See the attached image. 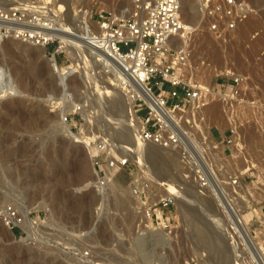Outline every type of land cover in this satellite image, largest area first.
Listing matches in <instances>:
<instances>
[{
  "label": "rangeland",
  "instance_id": "rangeland-1",
  "mask_svg": "<svg viewBox=\"0 0 264 264\" xmlns=\"http://www.w3.org/2000/svg\"><path fill=\"white\" fill-rule=\"evenodd\" d=\"M190 1L184 6V20L186 19L188 26H197L199 30L188 32L186 35L189 43L185 44H189L192 53L184 71L185 78L204 84H215L217 78L227 69L247 78L246 86L234 99H216V102H221L219 121L215 120L207 108V111L201 112L202 117L198 119L195 127V132L199 134L197 141H201L199 144L202 147L207 146L213 152L215 159L211 161L220 173L236 175L239 178L236 188L229 191H236L235 204L240 206L239 209L243 208V213L249 216L250 231L257 242L262 243L264 73L259 74L261 71L257 68L264 62V0H246L255 10L253 15L249 16L251 18L248 19L250 24L246 27H249L247 32H241L243 23H240L235 32L225 38L208 33L204 21L200 19L197 5L194 0ZM104 2L105 5L101 8L112 10L117 3H126L125 0ZM203 35L221 51L220 61L211 60L206 50H202L204 53L200 51L198 57L195 46ZM4 41L14 45L13 59L6 62L9 73L16 77L17 89L22 82L32 93L13 92L11 97L0 99V105L9 103L7 107L0 108V264H202V259L207 256L210 258V264H223L221 259L214 257L213 251V254L207 251L206 245L197 240L190 227L187 232L184 228L177 233L168 232L169 236L165 237V240H162L158 232L150 234L152 231L148 233L144 230L141 224L142 211L139 210V203L134 200L136 195L131 190L136 173L130 169L121 171L107 185L97 188L88 148L76 144L74 138L56 133V112H51L50 104L54 100L48 99L50 95L59 97L65 87L67 93L77 99L74 102L85 104L86 113L90 114L92 120L88 121L82 116L84 122L78 132H81L86 141L90 139L98 144L108 134V128L125 125V122L120 124L122 118L126 120L125 115L121 116L122 111L125 114V105L123 103V106H118L120 100L124 102L122 93L115 94L117 92L114 91V98L84 100L83 75L62 82L60 86L51 75L34 63L31 52L36 51V47L11 38ZM181 42H184L183 39ZM253 47L256 51L252 50ZM110 92L113 90L110 89ZM46 93L49 94L47 97ZM67 98L70 99L68 94ZM30 113L40 118L36 124L27 125L26 116ZM62 119L63 117L61 122ZM67 126L71 128V124ZM133 127L131 131L126 127L125 130L122 129L127 143L133 150H129L131 158H137L139 162L146 161V166L149 167L146 169L154 174H167L174 177L179 184L189 183V187H195V167L184 162L176 163L179 162L176 152L166 154L171 156V161L165 153V159H145L142 149L149 146V143H144L138 138L140 127ZM235 127L240 133V145H244L242 153H238L236 145L223 143V137L229 136L231 128ZM108 137L111 136L106 138ZM118 139L113 137L112 142L116 143ZM216 146L218 149L213 151L212 148ZM172 158H175L174 161ZM179 160L182 161V158ZM252 164L255 168L246 169L248 166L251 168ZM176 165L180 167L177 168ZM83 169L86 172L84 176L81 175L82 178L76 173ZM87 183L90 184L85 187ZM183 197L189 205V218L196 215L198 218H195L199 219L201 216V226L210 233L212 242L221 251L218 250L221 255L226 249V261L229 264H252L248 253L235 239L234 234H229L225 228L226 224L230 225L233 216L231 212H220L219 200L222 198L215 188L200 189L195 193L189 188ZM16 205L29 208L31 220H40L36 226L37 235L28 237L22 227L17 234L6 225L3 220V209L6 206L16 210L23 221V214Z\"/></svg>",
  "mask_w": 264,
  "mask_h": 264
},
{
  "label": "built area",
  "instance_id": "built-area-1",
  "mask_svg": "<svg viewBox=\"0 0 264 264\" xmlns=\"http://www.w3.org/2000/svg\"><path fill=\"white\" fill-rule=\"evenodd\" d=\"M125 1L117 3L114 10L79 6L68 13L66 4L61 5L56 0H0V35L45 49L64 82L83 75L84 100L93 101L103 85H113L110 77L119 79L121 91L134 101L141 140L177 150L188 145L182 156L189 157L186 164L195 167L194 177L199 187L215 188L226 200L230 193H236L230 189L236 188L239 178L220 173L211 161L215 156L209 147H202L205 158L200 154L197 146L201 141H197L199 134L195 127L202 117L201 112L212 101H227L238 96L247 84L246 76L227 69L215 84L185 78L182 68L192 51L188 45L180 44L181 37L199 28L185 24L181 0ZM194 2L208 33L219 38L232 35L238 25L255 12L246 0ZM60 34L68 39H62ZM141 88L147 99L136 91ZM68 96L73 98L71 93ZM122 104L120 100L118 106ZM56 105L51 101V111ZM81 109L82 105L78 104L74 111L63 116V122L71 124L73 131H78L84 122ZM239 140L236 127L231 128L229 136L223 137V143L243 146L241 152L244 145L239 146ZM88 143L95 148L91 161L97 188L114 180L119 172L130 169L136 173L131 190L139 199V210L150 229L169 232L179 229L181 218L176 191L179 187L182 191L183 185L154 176L127 153L107 149L111 147L108 138L98 144L89 139ZM217 149V146L212 148ZM253 168L252 164L246 169ZM230 212L235 217L233 209ZM3 220L13 230L22 227V218L12 207H8ZM222 233L224 235V230ZM261 235L264 237V230ZM260 251L264 257V239ZM261 263L264 264V260Z\"/></svg>",
  "mask_w": 264,
  "mask_h": 264
},
{
  "label": "bare ground",
  "instance_id": "bare-ground-1",
  "mask_svg": "<svg viewBox=\"0 0 264 264\" xmlns=\"http://www.w3.org/2000/svg\"><path fill=\"white\" fill-rule=\"evenodd\" d=\"M58 3H61V5H63V4H66V8H67V12L68 13H70L72 10H74L76 7H79V6H84V7H86V8H89V9H91L92 7H94V6H99V8L100 7H102V5H105V2H104V0H56ZM108 1V0H107ZM112 1V0H111ZM115 1V0H114ZM189 1L190 0H187V2L185 1V0H181V2H182V9H183V11H184V6L186 5V3H189ZM193 1V0H192ZM191 2V1H190ZM196 4V3H195ZM107 5V4H106ZM186 7V6H185ZM255 16V15H254ZM183 17H184V15H183ZM186 18V17H185ZM249 18H251V17H248V18H246L245 20H243L241 23H243V28H242V30H241V32H247V30L246 29H248V28H246L247 27V25H249L250 24V22H249ZM259 18V17H258ZM253 20H255V19H253ZM185 21V24H186V19L184 20ZM251 21V20H250ZM247 22H249L248 24H247ZM253 22V21H252ZM252 24V23H251ZM187 26H188V24H186ZM241 25V24H240ZM256 25H258V22L256 23ZM255 25V26H256ZM252 26V25H251ZM240 28V29H241ZM239 29V30H240ZM189 33H184V35H182V37H181V39H183V41L184 42H180V44L181 45H186L185 43L186 42H188L189 40H186V35H188ZM246 35V34H245ZM62 39H65V40H67L68 38H66L64 35H59ZM183 36H185V37H183ZM2 36L0 35V38H1ZM189 43V42H188ZM189 45V44H188ZM219 46H221V45H219ZM262 46V45H261ZM260 48V47H259ZM195 49L197 50V53H198V57H199V52L200 51H202V50H206V51H208V56L211 58V60H219L220 61V58L222 57L221 55V51H218L217 50V48H215L214 47V45L210 42V39L206 36L205 37V35H203V37L201 36L200 37V39H199V42L197 43V45L195 46ZM258 49V48H257ZM252 50H255L256 51V48H254L253 47V49ZM228 51V50H227ZM259 51V50H258ZM203 52V51H202ZM205 52V51H204ZM203 52V53H204ZM248 52V51H247ZM252 52V51H251ZM229 53V52H228ZM202 54V53H201ZM206 54V55H207ZM231 54V53H230ZM196 55V54H195ZM197 57V56H196ZM228 58V57H227ZM231 58V57H230ZM198 59V58H197ZM210 60V59H209ZM210 60V61H211ZM222 60H223V58H222ZM239 60V59H238ZM255 60V59H254ZM231 61V60H230ZM262 62H263V60H262ZM253 64V63H252ZM187 65V64H186ZM184 66L182 69H183V73H185L184 71H185V68L187 67V66ZM257 67H259V66H257ZM257 69H259L260 71H261V73H259V74H262V73H264V62L262 63V64H260V67L259 68H257ZM253 70H254V68H253ZM256 70V69H255ZM254 70V71H255ZM254 71H252V72H254ZM210 72V71H209ZM208 73V72H207ZM258 73V72H257ZM11 74V73H10ZM186 74V73H185ZM184 74V75H185ZM205 75H206V72H205ZM252 75V74H251ZM253 75H255V72H254V74ZM263 75V74H262ZM261 75V76H262ZM210 76H211V74H210ZM256 76V75H255ZM254 76V77H255ZM257 76H259L258 74H257ZM6 77H7V75H6V71H5V69L4 68H1L0 69V81L2 82V81H4V83H3V85H2V87H3V89L1 90V92H0V96L1 97H8L9 96V93H10V91H13V89H14V86H13V83L10 81V79L9 80H7L6 79ZM264 77V76H263ZM14 78H16V77H14ZM109 78V77H108ZM22 79V78H21ZM17 80V79H16ZM110 80H111V82L113 83V85H111V84H105V85H103L101 88H100V92H99V96H97L96 98H94V100H101V99H103V98H114V91H116L117 93H115V94H119V93H122V98H123V100H124V105H125V108H124V112H125V114H123L122 112V110H123V108H122V112H121V116L122 115H125L126 116V120L125 119H123L122 118V120H120L121 121V123L120 124H123V122H125V125L123 124L122 126H123V128H121V127H119V126H114V127H112V128H108V131L109 132H107L108 134L107 135H105V137H103V138H106L107 136H111V137H108V142L110 143V146L111 147H109V146H107V149L108 148H110V149H112L114 152H118V151H120L122 154H125V153H127V154H129V156L131 155V153H130V151L129 150H132V147L127 143V141H126V139H125V133H124V131L122 130V129H124V127H126L127 129H128V131L130 130L131 131V128H134L133 126H139L140 127V123H139V119L136 117V115H135V113H134V110H133V106H134V101L133 100H131L130 98H128V96L125 94V93H123L122 91H121V89H120V85H121V82L119 81V79H116L114 76L113 77H110ZM63 81H64V79H63ZM63 83H65V82H63ZM17 85V84H16ZM20 86H23L22 85V82H21V85ZM23 87H25V86H23ZM26 88V87H25ZM113 88V89H112ZM110 89L111 90H113V92L111 93L110 92ZM28 90H29V88H28ZM62 90V89H61ZM136 91L138 92V94L142 97V98H146L147 99V95H146V93L144 92V90L141 88V90L140 89H136ZM67 91H66V89H65V87H64V89L62 90V93L60 94V96L59 97H52L51 95L49 96V98L48 99H52V100H54V104L56 105L55 106V109H54V111H51V112H56L55 113V117H56V120H55V125H54V127H55V130H56V133L57 134H63V135H66V136H68V137H70V138H74V142L76 143V144H82V145H84V146H86V148H88V151H89V154H90V157L92 156V154L93 153H95V148H94V145H92V143H88V141H86L85 139H84V137H83V135L81 134V132H78V131H73L71 128H69L68 126H67V123H64V122H61L60 121V119L65 115V113L66 112H72V111H74V109H75V107L78 105V104H81L82 105V109H81V114H82V116L84 117V118H86L88 121L89 120H92V117L90 116V114L89 113H86V108H85V104L84 103H80V102H74V100L75 99H73L72 101H69L70 99H68L67 98ZM121 98V97H120ZM239 98V97H238ZM77 100V99H76ZM75 100V101H76ZM120 99H118V101H119ZM99 102V101H98ZM234 102V101H233ZM9 103H4L3 105H0V108L2 109V108H5V107H7V105H8ZM96 103H94V105H95ZM123 106V105H122ZM220 108H221V102L219 101V102H216V100L215 101H212L211 103H210V105L207 107V110H208V112H211V114L214 116V118H215V120H218L219 121V111H220ZM207 110H205V111H207ZM36 114V113H35ZM119 114H120V112H119ZM33 115H34V113H33ZM31 113H30V115H28V116H26V118H27V120H28V122H27V125H33L34 123L36 124L37 122L36 121H38V119H40V118H38V117H35V116H33ZM117 115H118V113H117ZM53 116V115H52ZM124 116V117H125ZM123 117V116H122ZM25 118V119H26ZM116 119H118V118H116ZM212 119V118H211ZM26 120V121H27ZM215 122H217V121H215ZM49 124H51V122H49ZM125 128V129H126ZM237 128V127H236ZM240 128V127H239ZM124 129V130H125ZM238 129V128H237ZM127 130H126V132H128ZM104 134V133H103ZM240 134V133H239ZM187 135L189 136L190 135V133L187 131ZM113 137H114V139L117 137V139L119 140V141H117L116 143L115 142H112V140H113ZM127 137V136H126ZM190 137V136H189ZM112 138V139H111ZM138 138L140 139V136H139V133H138ZM57 140V139H56ZM107 140V139H106ZM57 142H59V141H57ZM100 142V141H99ZM137 142V141H136ZM140 142V141H139ZM63 145H64V143H62ZM88 144V145H87ZM196 144H198V143H196ZM79 146V145H78ZM187 146L188 145H185V146H183V148H181V149H179V151L177 150V149H173V148H162V147H160V146H158V145H155V144H152V143H149V146H147L146 148L144 147V149H142L143 150V153H142V155H143V157H145V159L147 158V157H158V158H160V159H165V156H166V154H169V152H171V153H175L176 152V157L178 158H176L175 156V158L180 162H177L176 161V163H178V164H181V162H184V164L185 163H187V158H189V157H186V158H184V156H182V154H183V151H185V148H187ZM239 146H240V144H239ZM198 147V149L200 148V154H202L203 156H204V158H205V155L202 153V146L201 145H198L197 146ZM136 148V147H135ZM243 148V146H241L240 148H237L238 150H239V152L238 153H241L240 152V150ZM60 149V148H59ZM133 151V150H132ZM165 153V154H164ZM145 154V155H144ZM163 154L165 155L164 157H163ZM74 156L76 155V153L75 154H73ZM80 156V155H79ZM78 156V157H79ZM166 157H169L168 155L166 156ZM171 157V156H170ZM170 157H169V160H170ZM80 158H82L81 156H80ZM175 158H172V160L173 159H175ZM179 158H182V161H180L179 160ZM81 161V159H79L78 158V162L79 163H81L80 162ZM171 161V160H170ZM174 161V160H173ZM172 161V162H173ZM140 162H141V164L143 165V167L146 169L148 166H146L147 165V162L146 161H142V160H140ZM146 162V163H145ZM208 162V161H207ZM175 163V164H176ZM210 164V163H209ZM81 166V165H80ZM172 166V165H171ZM175 167H177V165L175 166ZM180 166H178L177 168H179ZM149 168V167H148ZM172 168L174 169V167L172 166ZM81 170H82V168H80ZM86 169V168H85ZM77 170H79V169H77ZM79 171V173L77 172L76 174L77 175H79L80 174V176L82 175V176H84V174H85V172H84V169H83V171ZM146 170H148V169H146ZM177 170V169H176ZM94 173V172H93ZM152 174H154V173H152ZM180 174V173H179ZM94 175H95V173H94ZM80 176H79V178H80ZM81 176V177H82ZM154 176H156V177H158V178H162V179H166V180H174V177H172V176H168L167 174H154ZM95 177H96V175H95ZM189 177L190 176H188V181L190 182V179H189ZM83 178V177H82ZM81 179V178H80ZM183 179H184V177H183ZM194 179L196 180V178L194 177ZM185 180V179H184ZM183 180V181H184ZM194 180V181H195ZM195 183H196V185H195V187L193 188V187H191V185H190V187L188 186L189 185V183H188V185H186V183H183V184H181V185H183L182 187H183V189H182V191L180 190V187L177 189L178 191H176V194H177V197H178V207H179V214H180V218H181V226L179 227V229H176V230H174V231H171V233H173V232H175V233H177V232H179V230H181V229H183L184 231H186V230H188L187 228L188 227H190L191 229H192V231H193V233L195 234H193L196 238H197V240L198 241H200V243H202L203 245H206V247H207V251H209V252H211V251H213V255H214V257L217 259V260H219V259H221L222 260V262H223V264H229V262H227L228 260H227V255H228V253H227V251H226V249H224L223 250V252H222V255H221V253H219L218 252V250L219 249H217V247L214 245V243L212 242V239H211V235H210V233L207 231V230H205L204 228H203V225L201 226V220H199V219H201V216H200V218L199 219H197V218H195V216H193V217H191V218H189V215L187 214L188 213V207H189V205L187 204V202L184 200V197H183V194H186V192H187V189H189L190 188V190H192L194 193L196 192V191H198V190H200L201 188L199 187V185L197 184V181H195ZM89 184L90 183H87L86 185H85V187H87V186H89ZM195 197V196H194ZM195 199V198H194ZM237 199V197L235 196V194H232V193H230V195L227 197V199L226 200H224L223 198L222 199H220L219 200V203H220V212L221 213H229L230 211V209H233V211H234V214H235V217H234V215H232L233 216V218L230 220V225H227L226 224V226H225V228H227V230L229 231V234H234V236L236 237L235 239H237V241L239 242V244L244 248V250H245V252L246 253H248V256H249V259H250V261H251V263L252 264H262L261 263V260H264V257H263V255L261 254V251H260V244H261V242H257V240L255 239V236H253V234L251 233V231H250V226H249V216H247V215H245L244 213H243V208L242 209H239V205L237 206V204H235V200ZM82 200V199H81ZM134 200H135V202H138L139 203V199H138V197L137 196H134ZM195 201V200H194ZM198 202V201H197ZM74 203V202H73ZM229 205V206H228ZM24 205H16V208L17 209H19L20 211H21V213L23 214V217H24V219H23V221H21V225H22V227L24 228V230L27 232V234H28V237H32L33 235H37L38 234V230L36 229V226L39 224V221L40 220H31V218H29V213H30V209L29 208H25V206L23 207ZM8 206H6L4 209H3V213H6L7 212V208ZM214 207V206H213ZM219 208V207H218ZM213 211V210H212ZM214 212V211H213ZM215 212H217L216 210H215ZM214 212V213H215ZM194 213V212H193ZM141 214V213H140ZM142 220H141V224H142V227L144 228V230H147L148 231V233L149 232H151L150 234H154L153 232H158V234L161 236V238H162V240H165L166 238L165 237H167V236H169V231H165V230H153V229H150V227H149V225H148V223H147V220H145V218H144V216H143V212H142ZM191 215V214H190ZM215 216V215H214ZM141 217V216H140ZM141 224H140V227H141ZM230 226H232V228H233V230H231V227ZM169 232V233H168ZM187 232V231H186ZM145 234V233H144ZM224 235H225V233H224ZM224 235H223V237H224ZM219 236V235H218ZM218 238H220V236L218 237ZM225 242L227 243L228 242V240H225ZM205 247V246H204ZM235 248V247H234ZM232 249V248H231ZM230 249V250H231ZM248 250V251H247ZM220 251V250H219ZM221 252V251H220ZM219 253V254H218ZM218 255H220V256H218ZM208 257V256H207ZM203 258L202 259V264H210L209 263V261H210V258L208 257V258ZM248 258V257H247ZM209 259V260H208ZM208 260V261H207ZM227 260V261H226ZM224 261H226V263L224 262Z\"/></svg>",
  "mask_w": 264,
  "mask_h": 264
},
{
  "label": "water",
  "instance_id": "water-1",
  "mask_svg": "<svg viewBox=\"0 0 264 264\" xmlns=\"http://www.w3.org/2000/svg\"><path fill=\"white\" fill-rule=\"evenodd\" d=\"M4 39H7L6 37H1L0 38V69L4 68L6 71V79L9 80L13 83L14 89L13 91H10L9 96L11 97L14 93H20L22 91L25 92H30L32 93L30 90H28L25 87L20 86L19 89H17V85L15 82V78L9 73L8 71V66H7V60L9 62H11V60L13 59V54H14V45L8 42H5ZM14 40V39H13ZM36 47L37 50L31 52V57L34 61V63L39 66L40 68L44 69L49 75H51L54 79V81L58 84V85H62L63 81V76L61 75L60 71L58 70L56 64L54 63V61L46 54L45 49L38 47V46H33ZM4 81H0V92L3 89L2 85H3ZM49 94H45V97H47ZM2 97L0 96V99Z\"/></svg>",
  "mask_w": 264,
  "mask_h": 264
},
{
  "label": "trees",
  "instance_id": "trees-1",
  "mask_svg": "<svg viewBox=\"0 0 264 264\" xmlns=\"http://www.w3.org/2000/svg\"><path fill=\"white\" fill-rule=\"evenodd\" d=\"M14 231H15V233H17V234L20 233V229H19V228H15Z\"/></svg>",
  "mask_w": 264,
  "mask_h": 264
}]
</instances>
